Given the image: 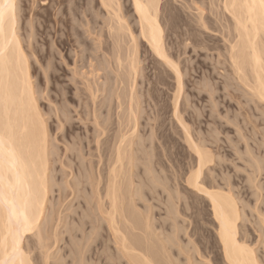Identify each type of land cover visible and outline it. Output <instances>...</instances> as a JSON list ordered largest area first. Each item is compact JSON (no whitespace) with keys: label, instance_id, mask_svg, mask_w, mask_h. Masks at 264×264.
Returning <instances> with one entry per match:
<instances>
[{"label":"rangeland","instance_id":"obj_1","mask_svg":"<svg viewBox=\"0 0 264 264\" xmlns=\"http://www.w3.org/2000/svg\"><path fill=\"white\" fill-rule=\"evenodd\" d=\"M15 1L18 8L16 31L21 49L26 55L35 105L42 117L48 141L44 158L46 186L48 189L51 188L47 195L44 218L38 230L28 235L24 241L30 263L44 264V254L48 251L52 255L48 257L47 264L118 263L116 248L109 239L110 232L106 223L103 221L98 223L95 212L90 209L91 207L84 205V199L88 198V194L79 191V197L76 194L71 196L69 189L66 188L63 192L61 187L64 185L63 179L65 180L62 177L63 172L72 171L74 174L79 168L83 170L89 161L92 162L89 165L93 169V165L98 162V159L93 157L95 152H92L94 153L92 156L86 155L89 154V148L93 151L94 146L91 139L96 132L93 131L92 120L90 117L76 114L90 104L84 89L87 81L91 83L94 79L97 80L94 78V70H98L99 74L98 82L101 88L99 101L103 106L100 116L105 121L108 118L106 127L109 125L107 128L110 129L111 122L119 119L118 122L115 120V128L122 136L131 133L133 119L137 118L138 122L137 133L128 136L133 143V154L124 160V169L131 173V179L138 192L133 196L135 207L129 206L125 201L127 197H124V205L128 207L125 216L131 221L129 216L131 211L136 215L132 213L135 219L139 213L147 215L158 239L163 241L164 228L170 223L165 211L168 194L165 190L169 189V194L170 192L173 194L170 196H175L177 185H183L182 181L188 169L193 166V154L187 143L189 137L192 141L202 144L213 157L209 168L213 166L210 172L211 175H215V181H221L219 179L223 178V184H228L229 181L228 185L231 186L233 183L234 187L231 188L238 196L241 204H238L239 207L245 205L244 212L242 211L245 220L242 218L244 223L241 222L239 225L246 226L244 228L248 230L249 240L257 244L256 237L259 234L256 230L259 229V219L253 207L256 205L258 210L264 211V107L262 109L263 104L254 103V99L233 74L227 58L231 28L229 30L220 28L221 18L215 15V8L210 7L207 0H159L163 43L169 58L182 72V89L176 99L177 112L174 115L176 83L172 71L157 60L138 38L137 58L140 61L138 64L140 70L133 88L135 97L132 104L136 113V117H133L134 114L128 116L126 110L129 81L126 74L127 64L125 61L121 64V69L117 70L114 59L115 50H118L123 59L128 36L123 30L120 33L113 32L117 28L115 23L117 18L112 17L111 10L107 11L99 0ZM115 2L121 5L119 15L123 17L126 25L130 26L134 35H137L138 29L130 1ZM197 7L204 10L206 28L197 21ZM118 36L122 37V42L116 47V41L119 42ZM112 95L119 96L121 106H118L116 118L111 110L114 100ZM108 100L111 105L107 108ZM60 110L67 114V120L72 123L73 128L68 129L67 125L59 128L55 121ZM180 123L187 128L188 137ZM65 147L69 148L70 152L64 153ZM78 148L81 150L82 163L74 155ZM52 152L58 156H54L56 159L51 155ZM64 154L70 159L65 158ZM54 159L57 162L53 163ZM59 159L65 164L67 162L71 169H65ZM255 162L261 167V171ZM104 163L103 158L99 165L103 170L106 167ZM252 166L254 169L257 167L259 174ZM148 171L149 173H146ZM126 175L128 177V174ZM75 177L74 175V178L68 180L77 181L78 177L76 179ZM127 177L124 179L125 185L128 183ZM252 182H257L259 188H254L257 183ZM81 186L78 188L86 190L84 188L86 186ZM187 194L178 193L181 198L178 205L184 206L181 208L183 210L188 208V203L195 202V206L200 204L198 198L195 200ZM256 200L258 204L255 203ZM77 202L83 204L81 209L76 208L79 207ZM63 204L66 205V210ZM201 206L196 207L199 211L205 212H202L203 215L199 212L195 217L197 222L194 224L190 220L192 226H189V230L198 227L196 229L198 234L194 238L201 249V255L205 256L216 239L213 224L204 220V217L209 219L208 207L200 209ZM195 210L188 209L187 215H193L192 212H196ZM184 220L185 226L189 220L187 218ZM124 223L127 226L123 228L129 233L131 224ZM244 228L240 231H244ZM131 231L134 236L136 232L139 233L137 237L140 238L142 232ZM254 247L258 254L263 252L261 245ZM198 258L202 260L201 257Z\"/></svg>","mask_w":264,"mask_h":264},{"label":"bare ground","instance_id":"obj_2","mask_svg":"<svg viewBox=\"0 0 264 264\" xmlns=\"http://www.w3.org/2000/svg\"><path fill=\"white\" fill-rule=\"evenodd\" d=\"M99 1L107 11L111 10L113 12L112 17L117 18L115 22L117 28L113 32L120 33L123 30L128 36V42L126 41V47L123 52V59L120 57L121 54L119 55L118 50L114 52L117 70L121 69V64L125 61L127 64L126 74L129 81L126 110L128 116L129 114H134L133 117H136L132 100L135 97L133 96L134 83L140 70L138 67L140 61L137 58L138 38L141 42H144L149 52L173 73L176 83V97H174L173 111L174 115H176V99L182 89V72L178 65L169 58L163 43L162 28L159 20L161 13L159 0H129L138 29L137 35H134L130 26L126 25L123 17L119 15L121 5L117 4L115 0ZM2 2L3 0H0V3ZM16 2L14 0V3ZM252 2L253 0H207V4L215 8V15H219L221 18L219 20L221 24L220 28L222 27L225 30L231 28L227 58L234 72L233 74H235L237 80L255 102L252 101L255 104L261 103L264 105V99H261V92L264 91V11L258 7L254 9L247 7ZM16 6L15 4L14 21L11 19V13H7L3 24L4 32L3 35H0V141H2L0 143V261H7L8 264H31L28 253H26L24 248V241L28 235L38 230L44 218L47 195H49L51 188L48 189L46 186L44 158L48 141H46L42 117L35 105L26 55H24L21 49V42L16 31L15 20L18 11ZM196 10L198 14L197 21L200 22L202 27L206 28L207 22L204 10L201 7H197ZM110 32H112L111 29ZM121 36H118L119 42L116 41V47L122 42ZM98 76V70H94V78L96 77L97 80L94 79L91 83H88L86 80L87 84L85 83L84 91L90 100V104L83 108L81 106L83 110L80 109L82 111H77L76 113L77 116L79 114L87 118L90 117V120H92L93 131L96 132L94 133L95 136L92 135L94 138L91 139L94 146L93 151L89 148V154L86 155L92 156L94 154L92 152H95V156L93 155V157H96L98 162L93 165V169L90 168L92 162L89 161L90 165H84L85 168L83 170L81 168L77 172L75 170L74 174L72 171L69 173L68 171L66 173L63 172L62 177L65 180L61 178L64 181V185L61 187H63V192L66 191V188L67 190L69 189L71 196L76 194L79 197V191L84 192V194L86 193L85 195L88 194V198L84 199V205L91 207L90 209L95 212L98 223L99 221L106 223L107 230L111 235V238L109 235V239H111L116 248L118 256L117 264H202V262L205 264H248L253 255L258 264H260V261L264 260V211L258 210L256 205L253 207L256 209L259 219V229L256 230L259 235L256 237L257 244H254L249 240L250 235H248V230L246 231L245 229L246 226H244L245 228L241 226L244 228V231H240L242 228L239 224L241 222L244 223L242 215L244 214L243 209H245V205L239 207L238 196L233 191V188H231L234 187L233 183L231 186L228 185L229 181L228 184H223V178L219 179L221 181H215V175H211L210 172L213 170V166L209 168L213 157L202 144L196 143L188 137L187 128L182 123H180L181 127L188 137V148L193 154V166L188 169L189 171H187L188 173L182 181L183 185L180 186L177 183L176 192H174L175 196H170L172 193L170 192L169 194V189L165 190L166 194L168 192L165 211L167 220L170 223L164 228L163 241L158 239V235L155 234L152 223L147 215L139 213L135 219L131 211L129 215L131 221L125 216L124 213L126 212L125 210H128V207L126 208L124 205V197H127L125 201H127L129 206L135 207L133 196L138 192L137 187L134 186V182L131 179V173L129 170L124 169V160L133 154V143H131L129 138L131 137L130 134L135 135L134 133H137L138 122L136 121L137 118L133 119L134 124L131 133L128 135L126 133L122 136L115 128V120L120 121L119 119H114L111 122L110 125L113 128L110 126V129H108L109 125L106 127L108 118L105 121L100 116V110L103 106L99 101L101 88ZM117 95H112L114 96V100L111 110L115 118L118 106H120L119 96ZM110 103L108 100L107 108L110 107ZM135 104L138 106L136 101ZM66 116L67 114L62 110L56 114L55 122H57L59 128L65 125H67L68 129L74 127L67 120ZM107 132L111 133L107 134ZM128 136L130 137L128 138ZM74 150L76 149L74 148ZM67 151L70 152V149L65 147L64 153ZM80 152L81 150L78 148L74 155L82 163ZM54 154V152L51 154L53 158L58 157ZM64 155L67 158L66 154ZM103 158L106 165L105 170L99 166ZM55 159L52 161L53 163L57 162ZM60 162L63 161L61 160ZM256 162L258 163V161ZM256 162L255 165L258 167ZM62 165L65 169H71V166L67 162L66 164L63 162ZM257 167L254 169V166H252L254 171L259 174ZM258 168L260 169L261 167ZM149 171L146 173H149ZM126 174H128V177ZM74 175L78 177L77 181L70 182V178H74ZM126 177L128 181L127 185L124 184ZM79 178H82L81 181ZM225 180H223L224 183L226 182ZM101 182L102 185L100 186ZM254 183L252 182V184ZM80 185H82L81 187L86 186L84 187L86 190L78 188ZM256 185L254 188L259 186L258 183ZM178 193L179 195L188 193L187 196L190 195L195 200L198 198L199 203L203 205L197 204L201 206L200 209L208 207L209 219L204 217V220L208 221L211 225L213 224L216 242L208 248L206 254L204 253L205 256L201 255V249L194 238L198 234L196 232L198 227H193L189 230L191 221L192 224L197 222L195 217L199 212L201 214L205 211H199L196 207L197 205H194L195 202L194 204L188 203V208H185V210L181 209L184 206L178 205L180 203L179 199H181ZM66 195L68 197L69 194ZM66 195L64 196L66 197ZM88 199L94 200V202L92 201V203ZM182 199L183 201L185 200L183 197ZM63 206H65L64 209L66 210V205L63 204ZM78 206L76 208L81 209L83 204H78ZM68 207L70 208V205ZM188 209L190 211L196 209V212L193 211V215H187ZM134 216L136 215L134 214ZM184 218L189 220L185 226ZM96 221L94 220V222ZM124 222L131 224L129 233L124 229V226H127L124 225ZM131 230L142 232L139 235L140 238L137 237L139 233L137 234L134 231L137 237L135 238ZM131 233L132 235H130ZM184 237H187V239H184ZM253 245H261L263 252L258 254ZM159 252L161 253L160 256ZM49 253L48 251V253L44 254V264H47L48 257L52 255V253Z\"/></svg>","mask_w":264,"mask_h":264},{"label":"snow or ice","instance_id":"obj_3","mask_svg":"<svg viewBox=\"0 0 264 264\" xmlns=\"http://www.w3.org/2000/svg\"><path fill=\"white\" fill-rule=\"evenodd\" d=\"M247 7H249L250 9H254L258 7L259 9L264 11V0H258V3H257V0H253L252 3L247 5ZM7 13H11V19L14 21L15 19L14 0H3V2L0 3V35H3V32H4L3 24H4L5 15ZM261 99H264V91L261 92ZM0 143H2V141H0ZM0 264H8V262L0 261ZM248 264H258L254 255L250 259ZM260 264H264V260L260 261Z\"/></svg>","mask_w":264,"mask_h":264}]
</instances>
